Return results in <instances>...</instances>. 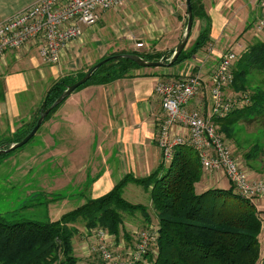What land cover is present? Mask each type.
<instances>
[{
    "label": "crops",
    "instance_id": "1",
    "mask_svg": "<svg viewBox=\"0 0 264 264\" xmlns=\"http://www.w3.org/2000/svg\"><path fill=\"white\" fill-rule=\"evenodd\" d=\"M34 1L0 0V23ZM200 1L205 15L195 19L189 40L193 39V42L206 26L208 42L191 58L172 68L135 69L129 77L73 92L39 127L28 144L3 159V164L9 163L4 171V189L11 188V191L12 182L18 187L20 195L16 202L19 210L26 206L30 207L28 210L36 208L35 202L46 195L52 202L49 211L59 219L56 216L65 214L59 211L61 208L74 206L75 209L87 198L97 199L107 194L126 175L139 179L153 173L163 162L156 143V124L162 118L155 94L159 80L198 72L203 87L187 108L197 110L203 117L209 116L211 76L220 57L229 50L240 55L255 41H264L254 27L259 22L264 23V0ZM120 13L105 12L100 17L101 26H82L81 38L69 45L58 64L44 62L34 42L9 50L0 57V144L13 142L14 137L28 126L41 107L44 94L57 80L78 76L95 62L119 52L168 53L178 44L185 20L182 15L177 17L176 23H170L169 40L154 42L132 35L134 40H126L129 36L121 22L128 24L136 14L132 11L129 14L125 9ZM136 43L142 46L137 47ZM187 45L188 42L185 48ZM224 91L231 94L232 90L228 87ZM1 146L4 148L5 145ZM167 165L165 163V167ZM239 166L249 177L264 174L247 164ZM201 170V178L195 184L197 192L224 183L226 187L218 189L230 187L221 173ZM54 195L61 198L51 200ZM147 205L151 206L150 197ZM254 205L264 212V197ZM139 216L125 224L127 230L147 226ZM149 224L156 222L150 219ZM77 246L80 245L75 241L74 255L82 261L86 253L82 246Z\"/></svg>",
    "mask_w": 264,
    "mask_h": 264
},
{
    "label": "trees",
    "instance_id": "2",
    "mask_svg": "<svg viewBox=\"0 0 264 264\" xmlns=\"http://www.w3.org/2000/svg\"><path fill=\"white\" fill-rule=\"evenodd\" d=\"M190 4L193 23L195 19L204 18L201 1L190 0ZM208 34V27L205 26L190 47L185 48L168 68L179 65L202 49L208 42ZM172 52H119L111 56L132 54L147 61L167 62ZM101 60L88 67L87 71ZM234 63L230 93L247 94L249 103L234 109L223 119L213 120L226 141L233 140L235 126L241 122L252 123L261 118L257 122L262 120L264 123V41L250 44L237 55ZM135 69L140 67L127 58L107 61L74 92L90 85H105L129 77ZM86 72L54 82L44 94L42 105L28 126L14 137L13 142L0 146L5 145L3 149H8L11 144L21 141L34 126L43 107H50L67 85L81 79ZM253 78H256L255 85L251 82ZM60 105L50 110L42 124ZM14 151L0 153V160ZM262 151L261 145L254 144L244 158L254 161ZM201 174L197 153L192 148L178 146L174 148L167 167L163 161L145 178L126 175L107 194L97 199L87 198L84 204L56 221L8 222L0 215V264H98L94 255H86L82 261L74 255V242L82 235L80 227L85 233L101 228L117 241L120 238L128 241L133 230L126 229L123 213H140L143 217L147 226L135 230L149 226L156 228V255L146 254L136 264H264V245L261 253L259 240L264 226V212L258 211L251 201L235 194L231 185L225 190L210 188L197 192L195 184ZM128 184L140 186L149 194L156 224H149L150 215L146 206L131 204L122 197ZM42 196L46 202L49 201L46 195ZM59 198L60 195H54L51 200ZM35 205L39 204L35 202ZM28 209L30 207L26 206L20 211Z\"/></svg>",
    "mask_w": 264,
    "mask_h": 264
},
{
    "label": "built area",
    "instance_id": "3",
    "mask_svg": "<svg viewBox=\"0 0 264 264\" xmlns=\"http://www.w3.org/2000/svg\"><path fill=\"white\" fill-rule=\"evenodd\" d=\"M126 3L127 0H36L0 23V57L34 42L44 62L58 64L69 45L81 38L82 26H95L105 12L119 10ZM263 24L259 22L257 28ZM236 59L237 54L231 50L220 57L211 76V106L207 117L187 108L203 87L198 72L156 83L155 94L162 110V118L156 124V143L165 163L170 162L175 147L192 148L203 170L221 173L235 194L255 204L264 197V174L249 177L232 157L227 141L213 121L249 103L247 94L224 91L233 81L232 65ZM156 240L153 226L133 230L128 241L122 238L117 241L106 230L96 228L85 233L82 248L86 255H94L98 264H136L146 254L156 255Z\"/></svg>",
    "mask_w": 264,
    "mask_h": 264
},
{
    "label": "rangeland",
    "instance_id": "4",
    "mask_svg": "<svg viewBox=\"0 0 264 264\" xmlns=\"http://www.w3.org/2000/svg\"><path fill=\"white\" fill-rule=\"evenodd\" d=\"M128 2V1H127ZM133 3L130 5V3ZM126 10L127 13L130 14V11L132 13H135V17L132 21H129L128 24H124L121 22L122 26L124 27V32L129 36V38L126 36L123 39L126 40H132V36H135V38H140L143 41L150 39V41H167L169 40V32L168 29L171 28L172 23H176L177 17L181 16L183 19H185V0H129L128 3H126V6L115 10L117 14H121L120 11ZM114 11V10H113ZM111 11H108L106 13H110ZM119 20V18H116ZM116 22V21H115ZM259 22V21H258ZM114 24V19L112 21ZM171 23V24H170ZM101 26V19L96 23L95 27ZM184 20L182 21L181 25V34L184 30ZM255 29L257 28V25H254ZM136 32H139L136 36ZM256 34L264 40V24L261 28H257L255 30ZM149 36H146V34H149ZM194 36V35H193ZM122 40V39H121ZM134 40V39H133ZM193 39H188V45L187 47H190L191 42ZM235 64V63H234ZM252 84L255 85L256 78L251 80ZM259 119H255L252 123L247 122H241L240 124H237L235 126V136L232 141H228V144L231 148L232 156L237 160V162L241 165L250 164L251 166H254L257 170L261 169L259 171L264 172V123L261 120V122H257ZM261 145L262 146V152L260 155L253 161H247L244 158V154L248 152V150L254 145ZM13 154V153H10ZM5 159V158H4ZM3 159L0 160V215L8 222L12 221H19V220H35V221H51L54 218L55 213L50 212L49 210H52L50 201H45L44 197L41 196L37 200V203L39 204L36 208L32 210H25L24 212L20 211L18 208V203L16 202V199L19 197L20 193L18 191L17 186L10 185L11 188H5V184L3 183V179L5 177V169L9 167V163L3 164ZM227 180V179H226ZM8 186V185H7ZM222 188L226 187V184H219L218 186L214 188ZM17 188V189H16ZM72 188L69 189L70 193ZM66 191V190H65ZM74 193V191H73ZM65 195V192L63 193ZM122 197L128 201L131 204H141L144 206H148V212L150 215V219L152 222H156L154 213L152 210V207L148 204L149 195L146 194L143 189L139 186H136L134 184H130L125 187L123 190ZM27 202H30L27 200ZM76 202V201H75ZM14 205V206H13ZM16 209H15V208ZM15 209V210H13ZM74 209V206H67L64 208H61L59 211L63 213H67ZM140 213H136L133 215H130L128 213H123L124 218V225L128 223V221H134L137 218H140ZM61 217V216H56ZM143 218V217H141ZM126 227V226H125ZM82 229V227H80ZM82 235L77 240V244L80 245L77 248H80L82 244L85 241V232L82 230ZM260 245H261V253L263 252V245H264V226L262 233L259 237Z\"/></svg>",
    "mask_w": 264,
    "mask_h": 264
},
{
    "label": "water",
    "instance_id": "5",
    "mask_svg": "<svg viewBox=\"0 0 264 264\" xmlns=\"http://www.w3.org/2000/svg\"><path fill=\"white\" fill-rule=\"evenodd\" d=\"M186 5V24L184 27V30L182 32V35L178 41V44L175 46L170 58L167 60V62L163 61H147L139 56L132 55V54H122V55H114L109 56L100 62L96 63L90 70H88L85 75L77 80L76 82L67 85L64 89V91L58 96V98L52 103V105L48 108H44L40 111L39 117L36 120L34 126L30 130V132L19 142L11 144L8 149H3L2 146H0V153H9L11 151H14L16 149H19L27 144V142L35 135L39 127L42 125V122L44 118L47 116V114L55 108L56 106L60 105L65 99H67L78 87L85 84L91 77V75L104 63L107 61L113 60V59H119V58H127L134 62L137 66L140 68H157V67H170L172 64H174L181 54V52L184 50L190 33L192 29L193 19H192V9L190 0H185Z\"/></svg>",
    "mask_w": 264,
    "mask_h": 264
}]
</instances>
